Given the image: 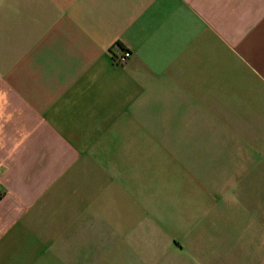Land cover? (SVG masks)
<instances>
[{"label":"crops","instance_id":"0c3cea01","mask_svg":"<svg viewBox=\"0 0 264 264\" xmlns=\"http://www.w3.org/2000/svg\"><path fill=\"white\" fill-rule=\"evenodd\" d=\"M0 264H264V0H0Z\"/></svg>","mask_w":264,"mask_h":264},{"label":"rangeland","instance_id":"374dc122","mask_svg":"<svg viewBox=\"0 0 264 264\" xmlns=\"http://www.w3.org/2000/svg\"><path fill=\"white\" fill-rule=\"evenodd\" d=\"M153 131H161L163 130V128H151ZM169 131L171 132V137H170V140L174 141V142H178V137L176 136V132L178 130V128H168ZM154 139H158V138H155L153 137L152 140L154 141ZM159 163H163V164H166L169 168V171H172L174 170L175 172V169H176V163H175V160L171 157V156H167V157H162L160 159V161L156 164H153L155 166L153 167H159ZM154 172H159V170H153ZM190 187V184H185V188H189Z\"/></svg>","mask_w":264,"mask_h":264},{"label":"built area","instance_id":"2783aa9c","mask_svg":"<svg viewBox=\"0 0 264 264\" xmlns=\"http://www.w3.org/2000/svg\"><path fill=\"white\" fill-rule=\"evenodd\" d=\"M132 53L130 48H126L120 52L111 51V59L115 63L123 64L131 58Z\"/></svg>","mask_w":264,"mask_h":264}]
</instances>
